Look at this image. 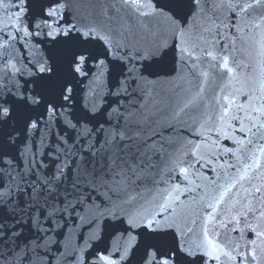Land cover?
<instances>
[{
    "label": "water",
    "instance_id": "water-1",
    "mask_svg": "<svg viewBox=\"0 0 264 264\" xmlns=\"http://www.w3.org/2000/svg\"><path fill=\"white\" fill-rule=\"evenodd\" d=\"M0 264H264V0H0Z\"/></svg>",
    "mask_w": 264,
    "mask_h": 264
}]
</instances>
